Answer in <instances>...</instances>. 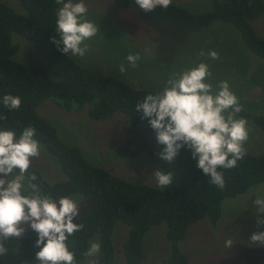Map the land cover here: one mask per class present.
<instances>
[{"label":"trees","instance_id":"obj_1","mask_svg":"<svg viewBox=\"0 0 264 264\" xmlns=\"http://www.w3.org/2000/svg\"><path fill=\"white\" fill-rule=\"evenodd\" d=\"M23 13L0 0V100L5 94L19 95L21 108L9 110L0 103V129L11 128L19 136L24 127L36 128L35 138L45 152L57 159L63 180L47 183L41 173L35 172L37 183L43 194L58 200L60 197L79 194L89 199L76 223L84 224L83 230L69 237L76 241L75 255L78 261L88 247L89 238L97 233L102 246L97 257L98 264H113L114 247L112 233L116 222L128 226L123 244V254L128 264H138L143 259L141 241L144 233L154 225H166V237L171 242L168 264H188L186 255L180 251L179 242L186 235L188 227L208 218L215 224L221 216V204L225 198H232L245 192L250 186L264 183V154L247 152L232 169H218L223 172L226 186L223 190L210 184V176L197 168V160L190 150L182 148L173 161L172 168L178 174V184L165 189L132 184L107 169L91 164L73 145L62 141L55 126L37 111V106L46 98L57 100L66 110L87 106L90 118L104 119L120 112L125 121L127 133H133L143 125L156 137L148 118L135 111V105L149 93H157L143 86L132 85L118 76L80 65L71 55L62 53L52 38L57 37L56 12L60 5L56 0H17ZM79 0H74V2ZM67 2V0H65ZM120 9L139 7L135 0H114ZM212 7L205 12H191L173 3L166 10L156 8L145 13L169 21L176 26L206 28L214 21L231 25L246 47L264 62V39L257 34L251 21L264 12V0H211ZM12 34L27 41L40 54L44 64L18 60L16 54L27 43L12 42ZM20 57V56H19ZM249 119L264 133L262 115L241 111L238 115ZM118 154L136 156L140 149L118 144ZM37 234L20 241L11 260L0 264H28L36 257Z\"/></svg>","mask_w":264,"mask_h":264},{"label":"rangeland","instance_id":"obj_2","mask_svg":"<svg viewBox=\"0 0 264 264\" xmlns=\"http://www.w3.org/2000/svg\"><path fill=\"white\" fill-rule=\"evenodd\" d=\"M2 1L23 13L17 0ZM172 2L195 13L212 7L211 0ZM84 3L88 7L87 19L94 21L99 31L84 41L89 48L84 57L72 56L80 65L85 64L116 75L132 85L159 92L173 73L205 62L212 73L210 82L214 88L219 81L227 80L231 90L239 97L243 110L264 117V62L236 36L237 31L231 25L214 21L206 28L176 26L165 19L144 15L139 7L120 9L114 0H84ZM251 25L264 39V12L252 20ZM11 39L13 43L19 39V42L30 46L20 47L16 54L18 60L44 64L40 54L27 41L16 34H12ZM201 49L205 53L216 50L219 59L199 55ZM129 53L140 54L136 68L128 65L126 57ZM122 63L127 68L125 73L119 71ZM56 102L51 97L46 98L37 106L38 113L53 123L62 141L78 147L91 164L107 169L129 183L155 187L157 184L152 173L159 168L173 173L172 183L167 187L178 184V174L171 163L158 156L164 146L145 126L138 125L133 133H127L124 129L126 121L120 112L95 120L89 117L87 106H72L66 110ZM246 120L249 135L244 146L247 152L264 154V133L249 119ZM118 144L139 148L140 154L131 157L118 154L115 151ZM31 166L49 184L65 178L57 159L42 147L40 155L32 158ZM256 195H264V183L252 185L235 197L225 198L221 204V216L215 224L203 218L188 227L184 239L179 242L180 251L186 255L188 264H264V246L250 243L252 233L264 231V226L258 227L256 223L258 206L252 203ZM67 197L77 201L80 213L89 202L87 197L79 194ZM259 215L264 216V213ZM78 217L74 218V222ZM23 226L26 230L20 237L2 241L7 252L0 255V263L11 260L16 245L22 239L36 234L29 226ZM128 230L122 222L114 225L113 264H128L123 254ZM229 238L233 243L227 248L225 241ZM90 240L99 242V235L95 233L89 238L88 247ZM141 247L143 259L138 264H168L171 242L166 237V225L151 226L142 237ZM28 264H38L36 257Z\"/></svg>","mask_w":264,"mask_h":264},{"label":"clouds","instance_id":"obj_3","mask_svg":"<svg viewBox=\"0 0 264 264\" xmlns=\"http://www.w3.org/2000/svg\"><path fill=\"white\" fill-rule=\"evenodd\" d=\"M62 5L56 12V32L53 43L58 49L71 56L84 57L89 51L84 41L94 37L99 28L87 19L88 7L84 0H56ZM145 13L156 8L167 9L172 0H135ZM83 45V46H82ZM199 55L210 59H219L216 50L203 49ZM139 53H129L126 57L132 68L138 66ZM121 73L127 71L122 63ZM212 73L205 62L173 73L165 87L153 94L149 93L135 105V111L148 118L156 133L157 142L164 147L158 153L159 158L171 162L182 148L190 150L192 158L197 160V168L210 176V184L223 190L226 181L222 171L232 169L247 155L244 146L248 140L247 120L237 115L243 111L239 97L231 90L229 82L222 80L215 88L210 82ZM4 108L19 110L21 97L5 94L0 100ZM7 120V115L0 114ZM34 126L24 127L17 136L11 128L0 129V255L7 252L3 240L20 237L25 232L23 225L29 226L38 236L35 247L38 264H98L96 257L102 246L96 240L89 241V247L82 253L83 261L72 250L69 237L85 227L74 222L80 209L77 201L63 196L58 200L43 194L35 172H29L32 158L40 155V143L35 138ZM152 176L157 187L165 189L172 183L173 173L157 168ZM257 205V226H264V195H256L252 201ZM232 239L225 241V247L232 246ZM252 245L264 246V231L251 234Z\"/></svg>","mask_w":264,"mask_h":264}]
</instances>
